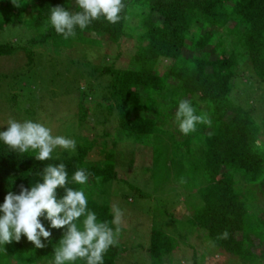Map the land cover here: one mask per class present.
<instances>
[{"label": "trees", "instance_id": "16d2710c", "mask_svg": "<svg viewBox=\"0 0 264 264\" xmlns=\"http://www.w3.org/2000/svg\"><path fill=\"white\" fill-rule=\"evenodd\" d=\"M124 5L118 23L101 18L82 31L77 29L74 38L65 40L46 21L50 8L70 9L76 7L75 0H15L14 6L10 0L0 3V33L21 25L26 31L30 27L37 33L28 39L25 48L1 43L0 57L22 50L31 63L29 48L36 45L52 43L57 48H68L78 44L98 49L106 44L103 63L98 67L84 66L82 73L96 84L85 81L88 92H79L77 112L72 113L70 130L65 132L76 141V150H57L54 159L40 162L31 154L11 152L0 145V201L9 190L17 192L21 185L30 187L39 180L38 173L47 164L62 162L69 177L77 168L88 170L90 176L84 188L89 208L98 219L110 221L115 203L113 187L121 174L117 157L122 150L116 147L124 141L141 143L152 149V179L156 181V173L160 174V185L167 187L164 195L173 192L176 198L175 211H164V227L152 228L148 249L152 264H164V259H170L181 247L195 251L194 246L182 241L200 232L206 234L212 247L238 262L255 264L263 260L264 253L258 256L254 250L264 249V120L258 122L253 110H243L233 102L235 70L243 55L227 52L224 39L237 40V46L249 54L256 76L264 83V0H124ZM133 39L136 46L127 61L129 66L119 67L123 61L120 48ZM212 42L214 61L206 52ZM112 45L119 48L115 55L110 53ZM185 50L189 54L182 61ZM66 64L69 74L74 63ZM101 88L103 91L98 90ZM91 92L94 99L90 102ZM187 96L196 113L210 119L211 124H197L188 135L158 125L160 117L166 122L174 115L170 109L163 114L159 103L167 100L169 108H174ZM23 97L24 104L32 106L24 110L25 118L40 122L37 112L47 108L46 100L32 95ZM9 99L15 102L17 96L10 95ZM157 105L155 117L144 115ZM114 115L116 125L111 133L106 124ZM90 117L104 127L100 142L90 139L91 130H85L81 137L76 135ZM92 152L101 159L91 160ZM157 191L152 193L158 196ZM149 197L144 193V199ZM188 211L191 217H182ZM184 217L190 233L183 232L178 242L179 235L175 232L171 236L167 229L180 225ZM51 231V243L45 241L43 249H35L23 237L20 242L6 244L4 252H0V264H50L61 234V230ZM225 231L229 236L221 239ZM120 236L105 254L104 264H118L129 250L119 242Z\"/></svg>", "mask_w": 264, "mask_h": 264}, {"label": "rangeland", "instance_id": "374dc122", "mask_svg": "<svg viewBox=\"0 0 264 264\" xmlns=\"http://www.w3.org/2000/svg\"><path fill=\"white\" fill-rule=\"evenodd\" d=\"M6 1L0 0V3L5 4ZM10 3L13 6L15 4L13 0H10ZM74 8L71 7L70 10H75ZM27 15L29 16L30 13ZM7 29L8 31L5 30L3 33H0V44H19L20 47L25 48L28 47L26 44L28 39L37 36V33L33 29L29 27L27 32L23 25L10 26ZM216 31L220 32L219 30ZM224 43L227 52L235 51L243 55L239 58V68L235 70L236 77L234 79L235 93L232 96L233 102L243 108V110H253V117L258 122H262L264 120V83L256 76L249 60V54L242 47L237 46V40L233 39L230 41V39L225 38ZM214 45L215 42H212L206 48V52L210 53L209 60L211 61L216 59V52L213 51ZM134 46H136V41L133 39L120 48L123 61L119 62V67L126 68L129 66L127 65V61L134 51ZM105 48L106 44H103L98 49H89L78 44L68 48H57L54 44L48 43L29 48L32 53L31 63L22 50L16 51L12 56L0 57V124H6L10 118L18 121L28 120L25 118L24 110L32 106L28 103L27 105L24 104V100L22 99L24 98L23 96L29 97L32 95L34 98L43 97L46 100L45 106L47 108H41L37 112L40 122L51 128L53 135L59 133L60 135H66L65 132L70 130L72 113L77 112L79 92H88L85 81H88V84L89 81H94L87 77V73H84L86 75L82 73L85 69L84 66L86 64L93 67L100 66L103 63ZM118 49L117 46L112 45L110 47V53L115 55ZM183 53V56L180 58L182 61L187 59L189 52L185 50ZM68 61L74 63L71 67L69 66L71 68L69 74L67 71L68 65L66 64ZM106 62L108 61L106 60ZM83 75L86 77H83ZM172 83L176 84V81H172ZM93 84L95 85L96 83L93 82ZM99 86L102 87V85ZM102 88L98 90L103 91ZM92 94L91 92L88 97V101L90 102L94 99ZM10 95H16L17 101L12 102L9 99ZM184 99L191 101L190 96ZM100 101L102 100L100 99ZM159 105L163 107V114L167 113L169 109L172 114L175 113L176 107L169 108L170 105L167 100L161 101ZM159 105L154 107L150 112L146 111L144 115L151 118L155 117ZM115 116L110 118V122L106 124V127L109 128V132L111 131V133H113L116 125ZM173 119L174 115L173 117L167 118L166 122H163L164 118L160 117L158 125H163L164 129L173 132L177 129ZM95 122L96 119L93 117H90L87 121L85 120L77 130L76 135L81 137L84 135L85 130H91V132L89 131L90 139H97L100 142L101 138L99 136L102 134L104 127ZM177 138L180 139L179 136ZM116 149L118 151L122 150L117 157L121 174H118L120 181L117 180L114 184L113 189H115V192L112 200L115 202L114 204H118L124 210L119 242L125 244L129 249L121 256L118 264H152L148 255L152 228L160 229L164 227L165 217L163 216H165V210L169 213L175 211L173 203L176 200L174 197L175 193L173 194L171 192L167 197L164 195L166 192L165 188L167 187L160 185V174L158 175L156 173V181L152 179L151 175L154 170H152L151 147L141 143L137 144L132 141H124L118 144ZM90 159L99 160L101 157L97 153L92 152ZM155 189L158 190V196L152 193V190ZM162 191L165 192L162 193ZM144 193L150 195V197L144 199ZM181 200L183 199L181 198ZM261 203V206L264 207L263 201ZM180 208L178 206V211ZM185 214L188 217L192 215L188 211L184 212L182 217ZM185 217L180 219V225L175 226L173 224L167 229L169 231H167L168 234L171 236L175 232L179 235L176 237L178 238V242L181 240L180 236H182L183 232L190 233L189 224L185 222ZM205 235L203 232H200L199 234L190 235V237L187 236V240L182 242L194 246L196 253L192 249L181 247L179 251L177 250L170 255V259L165 258L164 264H244L238 262L237 258H233L232 255L230 256L228 253L212 247L211 242L206 239ZM254 251L258 256L264 253V249L262 248H257ZM255 264H264V259L259 260Z\"/></svg>", "mask_w": 264, "mask_h": 264}, {"label": "clouds", "instance_id": "9594fccd", "mask_svg": "<svg viewBox=\"0 0 264 264\" xmlns=\"http://www.w3.org/2000/svg\"><path fill=\"white\" fill-rule=\"evenodd\" d=\"M75 5L78 10L60 6L49 10L47 26L65 40L74 38L77 29L82 31L101 18L118 23L125 7L124 0H75ZM173 122L182 135L194 132L197 124H211L210 119L196 113L188 99L177 102ZM0 129V145L11 152L31 154L36 161L52 160L60 149L76 150L74 139L53 135L51 128L33 120L10 118L6 124H0ZM38 175L40 179L30 187L21 185L17 192L9 190L0 201V252H4L6 244L20 242L22 237L35 249H43L45 241L51 243V230L56 229L61 234L53 247L50 264H104L105 254L117 244L124 210L113 204L111 220L98 219L89 208L84 186L90 173L84 167L77 168L69 177L64 163H50ZM228 236L225 231L220 238Z\"/></svg>", "mask_w": 264, "mask_h": 264}]
</instances>
